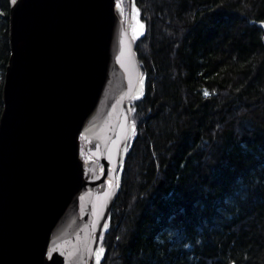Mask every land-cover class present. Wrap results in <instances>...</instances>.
<instances>
[{
    "label": "trees",
    "instance_id": "16d2710c",
    "mask_svg": "<svg viewBox=\"0 0 264 264\" xmlns=\"http://www.w3.org/2000/svg\"><path fill=\"white\" fill-rule=\"evenodd\" d=\"M133 1L146 83L101 264H264V0Z\"/></svg>",
    "mask_w": 264,
    "mask_h": 264
},
{
    "label": "water",
    "instance_id": "95a60500",
    "mask_svg": "<svg viewBox=\"0 0 264 264\" xmlns=\"http://www.w3.org/2000/svg\"><path fill=\"white\" fill-rule=\"evenodd\" d=\"M9 5L0 264H101L135 130L130 101L146 83L130 31L134 1L126 17L116 0Z\"/></svg>",
    "mask_w": 264,
    "mask_h": 264
},
{
    "label": "snow or ice",
    "instance_id": "6c2138e0",
    "mask_svg": "<svg viewBox=\"0 0 264 264\" xmlns=\"http://www.w3.org/2000/svg\"><path fill=\"white\" fill-rule=\"evenodd\" d=\"M11 3L15 4L16 3V0H11ZM117 7L119 8V7H121V5L120 4H117ZM143 29H144V25L142 23H140L139 19H136V25L132 29V31L134 33L133 39H136L137 37H139L140 35H142ZM141 85H142V81H141ZM204 95L207 96L208 93L205 92ZM99 251L102 252V249L99 250Z\"/></svg>",
    "mask_w": 264,
    "mask_h": 264
},
{
    "label": "rangeland",
    "instance_id": "374dc122",
    "mask_svg": "<svg viewBox=\"0 0 264 264\" xmlns=\"http://www.w3.org/2000/svg\"><path fill=\"white\" fill-rule=\"evenodd\" d=\"M116 3L121 5V8H122L123 13H124V16L126 17L127 9H126V7H125V4H122V3L120 2V0H116ZM133 15H134V12H132V14H131V20H130V31H131V35H134L132 29H133V27L136 25V20H135V19L132 20V19H133ZM132 37H133V36H132ZM83 157H86V154H85V153H83Z\"/></svg>",
    "mask_w": 264,
    "mask_h": 264
},
{
    "label": "flooded vegetation",
    "instance_id": "af4514ba",
    "mask_svg": "<svg viewBox=\"0 0 264 264\" xmlns=\"http://www.w3.org/2000/svg\"><path fill=\"white\" fill-rule=\"evenodd\" d=\"M83 153H85V152L83 151ZM85 154H86V153H85ZM87 157H88V156H87V154H86V157H83V158H84V159H87Z\"/></svg>",
    "mask_w": 264,
    "mask_h": 264
}]
</instances>
